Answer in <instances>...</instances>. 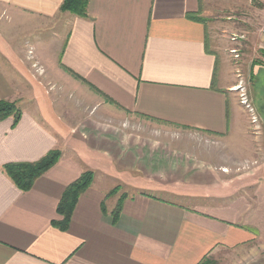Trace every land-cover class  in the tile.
<instances>
[{
  "label": "crops",
  "instance_id": "crops-1",
  "mask_svg": "<svg viewBox=\"0 0 264 264\" xmlns=\"http://www.w3.org/2000/svg\"><path fill=\"white\" fill-rule=\"evenodd\" d=\"M63 1L0 0V100L22 111L0 122V264H199L264 244V115L253 134L213 32L264 0H89L86 18ZM194 139L217 163L189 157ZM54 150L29 191L4 171ZM86 172L68 231L53 227Z\"/></svg>",
  "mask_w": 264,
  "mask_h": 264
},
{
  "label": "rangeland",
  "instance_id": "rangeland-1",
  "mask_svg": "<svg viewBox=\"0 0 264 264\" xmlns=\"http://www.w3.org/2000/svg\"><path fill=\"white\" fill-rule=\"evenodd\" d=\"M262 7L263 5L261 3L254 1L250 7L243 6L240 8H235L233 11H228L226 13L220 14V16L215 15L216 21L214 20L215 24H213V32L215 34V37L220 41V47L222 49H226V54L229 57L228 59L230 61V73L231 77L234 79L233 91L236 95V98L240 102V94L242 92L245 93L256 111L257 118L258 115L260 116V114L264 115V112H262L260 109L261 102H264V69L261 74L256 75L254 78V76L252 75V68L254 64H264V8L262 10ZM233 50H236L237 53H232ZM236 55H238V58L235 57ZM36 68V70L39 71V68ZM238 87L239 89H236ZM251 89L252 91L254 90V96L257 99L256 105L251 99ZM249 118L251 122L250 115ZM257 124H259V119ZM252 126L256 125L252 124ZM255 128L256 131H251L253 134H257L259 132V127L256 126ZM200 142L201 141L198 139L192 140V146L188 148L192 153L189 154V157L196 160V157L193 153L195 151L199 152L200 150L206 149L208 150V152H205V156L200 154L201 156L199 155V157H206L208 163H217V161L214 162L208 159L209 157H211L209 155L211 143L203 141L201 145ZM149 146L154 145L152 144ZM161 147L164 146L162 144H155L156 149L154 150L157 151L152 152H158V148L160 149ZM246 155L247 158L239 167V169L241 170H249V167H251V165L258 164L257 162L260 159V156L258 155H255L252 158H248L250 153ZM220 157L221 159H224L222 162H225L226 156H224L223 154L220 155ZM120 190L121 187H116L112 190V192H114V195H118L121 194ZM121 195H124V193L122 192ZM156 195L165 198L169 197L163 194ZM171 199H173V201H176V199L174 198ZM179 202L188 204V202L182 200ZM262 259H264V244L254 243L233 252L231 251L220 253L212 260L214 264H260V262L263 261Z\"/></svg>",
  "mask_w": 264,
  "mask_h": 264
},
{
  "label": "trees",
  "instance_id": "trees-1",
  "mask_svg": "<svg viewBox=\"0 0 264 264\" xmlns=\"http://www.w3.org/2000/svg\"><path fill=\"white\" fill-rule=\"evenodd\" d=\"M89 0H64L60 8L61 12H69L77 17L86 18ZM22 116V111L15 102L0 100V122L7 118H14V125H17ZM61 152L54 150L48 153L44 158L35 163H16L4 166V171L16 184V186L26 192L29 191L35 181L51 169L60 159ZM94 175L92 172H86L76 181L71 183L65 190L57 208L59 221H53L52 226L61 231H68L74 210L78 204L80 196L91 187ZM114 192H111L112 195ZM125 194L117 203L112 211V219L117 223L121 214L122 200ZM199 264H214L211 258H205Z\"/></svg>",
  "mask_w": 264,
  "mask_h": 264
},
{
  "label": "built area",
  "instance_id": "built-area-1",
  "mask_svg": "<svg viewBox=\"0 0 264 264\" xmlns=\"http://www.w3.org/2000/svg\"><path fill=\"white\" fill-rule=\"evenodd\" d=\"M232 53L236 54L237 51L233 50ZM235 57L238 58V55H236ZM236 89H239V87ZM241 90H242V88H241ZM240 103L245 108V110L248 112V114L250 115L252 124L257 126L258 125L257 124L258 118H257L256 111H255L254 107L252 106L251 102L249 101V99L247 98L246 94L243 92L240 94Z\"/></svg>",
  "mask_w": 264,
  "mask_h": 264
}]
</instances>
